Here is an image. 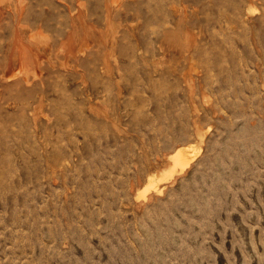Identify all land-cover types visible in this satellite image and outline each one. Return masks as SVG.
Instances as JSON below:
<instances>
[{"label": "rangeland", "instance_id": "374dc122", "mask_svg": "<svg viewBox=\"0 0 264 264\" xmlns=\"http://www.w3.org/2000/svg\"><path fill=\"white\" fill-rule=\"evenodd\" d=\"M0 264H264V0H0Z\"/></svg>", "mask_w": 264, "mask_h": 264}, {"label": "bare ground", "instance_id": "6f19581e", "mask_svg": "<svg viewBox=\"0 0 264 264\" xmlns=\"http://www.w3.org/2000/svg\"><path fill=\"white\" fill-rule=\"evenodd\" d=\"M16 9V8H15ZM20 10H21V8H20ZM21 15V14H20ZM19 18V17H18ZM21 26V25H20ZM22 28H23V26H22ZM32 36V35H31ZM33 37V36H32ZM176 152V151H175ZM176 153H178V154H183L182 155V157H184L185 158V156L187 157L188 155H189V149L188 148H186V147H180L178 150H177V152ZM179 158H180V155L178 156ZM177 157V155H176V158H174V159H177L178 158ZM191 158H193V157H191ZM174 159H172V161L174 160ZM183 159V158H182ZM181 159V160H182ZM186 159H188V158H186ZM190 161V160H189ZM179 162V161H178ZM189 163V162H188ZM178 164V163H177ZM180 164V163H179Z\"/></svg>", "mask_w": 264, "mask_h": 264}]
</instances>
